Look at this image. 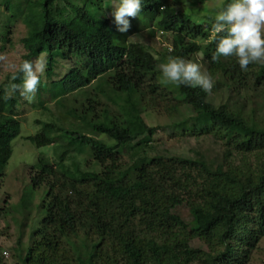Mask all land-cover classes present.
<instances>
[{"label": "trees", "instance_id": "trees-1", "mask_svg": "<svg viewBox=\"0 0 264 264\" xmlns=\"http://www.w3.org/2000/svg\"><path fill=\"white\" fill-rule=\"evenodd\" d=\"M67 1L1 0L5 12L19 10L18 19L28 30L21 39V61L34 63L47 54L38 104L46 92V99L59 102L110 74V92H100L117 113L102 108L98 97L82 109L65 110L58 123H41L40 131L27 137L37 148L54 145L57 137L66 144L55 164L39 157L31 166L33 187L47 186V213L28 238L21 264H247L264 238V104L248 100L249 92L263 89L264 64L241 71L234 57L213 62L215 43H198L208 39L214 22L207 13L192 15L166 0H142L140 15L149 18L151 37L156 31L173 37L165 53L185 59L202 54L215 81L213 92L222 86L236 96L232 103L214 106L209 92L180 86L169 109L174 114L189 107L193 115L174 122L175 129L222 142V162L209 164L202 156L149 157L146 149L157 128L146 124L143 113L155 103L149 94L162 86L155 55L140 43L115 42L107 18ZM64 3L71 10L67 14ZM5 12L0 13L4 18ZM9 31L0 33V45L8 42ZM19 65L0 84V178L20 133L19 108L37 106L20 95L24 74ZM71 119L78 129L65 132V121ZM132 144L126 163L119 149ZM85 151L99 170L82 169L75 161ZM235 154L240 155L237 164L226 161ZM66 157L73 160L70 165ZM74 241L82 253H74Z\"/></svg>", "mask_w": 264, "mask_h": 264}, {"label": "rangeland", "instance_id": "rangeland-1", "mask_svg": "<svg viewBox=\"0 0 264 264\" xmlns=\"http://www.w3.org/2000/svg\"><path fill=\"white\" fill-rule=\"evenodd\" d=\"M166 1L170 5H174L178 10H192V13H190L192 15L202 16L204 13H207L209 19L212 20H214L217 10L225 2V0ZM67 2L77 3L78 5L85 4L87 5L86 10L88 13L97 18H107L110 21V30L115 42L121 45L140 43L144 45L149 52L155 55L158 62L157 70L159 71L157 75L158 82L162 84V86L159 87L158 91L153 95L149 94L147 99L152 97L155 103L143 113V119L146 124L157 128L155 134L150 139V148L146 149L148 156L164 158L180 157L191 160H195L202 156L209 164L217 161L222 162L225 152V146L222 142L211 136L195 137L184 135L183 132L177 131L173 125L177 120L181 121L193 115V112H191V109L187 106L181 107L180 110L174 114L169 112L173 100L179 96V90L178 87L174 85L162 83V73L158 66L166 62L168 55L165 53V50L167 49L169 51L173 37L170 34L156 31L155 36L152 38L149 34V28H146V26L149 25V18L141 16L140 14L138 18H129L131 27L126 32L121 33L117 31L118 26L111 16L112 7L114 3H116V0H106L102 5L97 3V0H68ZM62 6H64L65 14L71 11L66 3L62 4ZM198 9L203 12L197 11ZM12 11L11 13L5 12L4 6L1 4L0 0V13L2 14L5 12L7 15L5 18L0 15V21L3 18L5 19L1 21L2 28L0 33L10 29L9 35L7 36L8 42H4L0 45V84L5 80L8 73H12L18 68L22 56L25 53L21 39L26 37L28 30L23 21L18 19L17 15L19 14V10ZM194 19H198L196 21L204 20L200 19V17H194ZM262 31H264V29H262ZM1 35L3 36L4 34ZM198 43L204 45L203 41H198ZM188 59L199 63L202 66V70L208 72L207 63L204 61L202 54H196ZM10 63H15V66H9ZM109 75L110 74L104 75L101 80L95 81L86 88L66 94L59 102L46 99V96H50V93L46 92L41 97L40 104H38L36 92L35 99L33 100L37 104L35 108L31 107L29 104L20 108L18 106L19 110L22 109V112H19L21 119L20 133L11 143L12 154L5 167L4 176L0 178V256H2L1 262H3V264H21L20 257L22 251L28 245V238L33 234V231L39 227L40 222L47 213L46 209L43 207V202L48 191L47 186L33 187L30 173L31 166L39 157L45 163L55 164L58 154L61 152V146L66 144V139L57 137L54 145L37 148L27 140V137L40 131L41 123H58L60 120L62 121L64 119L66 114L65 110L82 109L83 106L91 103V99L95 101L98 97L101 104H103L102 108L116 114L117 108L111 102L105 100L100 92L102 89L106 92H110L111 88L107 87L108 84L106 83L107 76ZM52 79H54V77ZM156 82L157 81H154L153 84H156ZM43 83H49V81L43 78ZM260 87L263 89L258 90L256 93L252 94L249 92L248 95L252 98H248L249 103L255 100L259 105L264 104V77L260 82ZM119 97L124 98L122 95ZM235 98L236 96L230 94L225 87L221 86L217 93L213 92L212 88L209 92L208 100L214 106H218L225 101L232 103L235 101ZM42 102L44 103L42 104ZM250 107H253V105H250ZM259 114L260 116L263 115L262 113ZM71 120L65 121V132L70 131L69 128L78 129V125ZM132 146L133 144L126 145L119 149L122 154V160L126 163L128 162L127 152ZM87 152L88 151H85V153L81 155H75V161L80 164L82 169L93 168L99 170L98 167L93 166L94 162ZM239 157L240 155L235 154L229 159L227 158L226 161L237 164L239 162ZM65 159L66 165H70L73 161L68 157ZM224 166L226 167V164ZM183 213H187L186 208H183ZM80 250V253H82L79 242L74 241V253L78 254ZM247 264H264V238H262L252 250L250 260Z\"/></svg>", "mask_w": 264, "mask_h": 264}, {"label": "clouds", "instance_id": "clouds-1", "mask_svg": "<svg viewBox=\"0 0 264 264\" xmlns=\"http://www.w3.org/2000/svg\"><path fill=\"white\" fill-rule=\"evenodd\" d=\"M142 11V0H116L111 16L118 26L117 31L124 33L130 27L129 18H138ZM264 0H231L216 12L208 39L203 41L215 43L212 61L234 57L241 71H247L252 64H264ZM9 66H15L10 63ZM47 67V54L42 53L33 63L22 60L19 70L24 78L20 95L27 101L35 99ZM162 83L175 87H199L210 92L215 81L210 73L190 59L169 55L166 62L159 64ZM15 77H13L14 79ZM15 89L16 85H12ZM10 98V97H9Z\"/></svg>", "mask_w": 264, "mask_h": 264}]
</instances>
